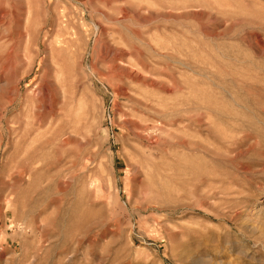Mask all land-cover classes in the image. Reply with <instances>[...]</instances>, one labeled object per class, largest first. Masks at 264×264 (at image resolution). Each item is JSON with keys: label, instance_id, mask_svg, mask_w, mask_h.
Here are the masks:
<instances>
[{"label": "rangeland", "instance_id": "1", "mask_svg": "<svg viewBox=\"0 0 264 264\" xmlns=\"http://www.w3.org/2000/svg\"><path fill=\"white\" fill-rule=\"evenodd\" d=\"M0 264H264V0H0Z\"/></svg>", "mask_w": 264, "mask_h": 264}]
</instances>
